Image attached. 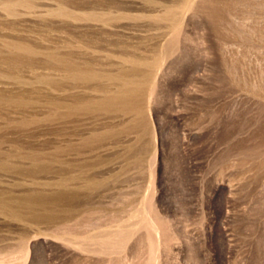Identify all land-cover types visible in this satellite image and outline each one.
I'll return each instance as SVG.
<instances>
[{"label": "rangeland", "instance_id": "rangeland-1", "mask_svg": "<svg viewBox=\"0 0 264 264\" xmlns=\"http://www.w3.org/2000/svg\"><path fill=\"white\" fill-rule=\"evenodd\" d=\"M14 1L0 198L20 217L0 210V264H264V0ZM15 43L41 62H4ZM117 74L144 84L140 113L97 108Z\"/></svg>", "mask_w": 264, "mask_h": 264}, {"label": "bare ground", "instance_id": "bare-ground-1", "mask_svg": "<svg viewBox=\"0 0 264 264\" xmlns=\"http://www.w3.org/2000/svg\"><path fill=\"white\" fill-rule=\"evenodd\" d=\"M57 1L59 2L58 14L62 16H70L71 10H69L66 6H71V0H57ZM17 5L23 6L27 9H32L35 6L33 0H15L14 2H11L7 5L8 12L14 13L16 11L15 6ZM112 8H116V6ZM92 15L93 18H95V15L94 14ZM119 16H124V14H121ZM14 47L16 48V52H14L11 55L5 56L2 59L4 62H7L12 65L20 64V63L21 64L25 63L27 65H34L37 62H41L39 61V59H37L38 53L33 46L23 43H15ZM48 58L49 61H46L45 64L54 69H59L64 71L66 73V79L69 81H71L72 79L73 81L86 82L87 80L90 81L91 79L98 76V74L88 64L84 66H81V64L77 65L75 64V62H72L70 58H64L54 53L48 54ZM145 78H149V73L147 74V76H145ZM111 79L119 82V86H120L119 90L116 93L111 94L106 98L97 102L96 103L97 108L103 109L107 112L122 113L125 115L132 113H140L143 104L142 102L143 92L145 91L144 84L135 82L134 80L125 79L123 74L112 75ZM45 82L53 89L59 88L61 86V84L57 80L47 79ZM16 103L22 104L23 102L22 100L18 99ZM70 113H71V107L68 109L66 114H70ZM27 203L32 204L34 202L32 200H27ZM7 207L8 204L6 203V201L0 198V210L12 211L13 216L15 215L16 217H20L19 214L13 211V209H8Z\"/></svg>", "mask_w": 264, "mask_h": 264}]
</instances>
